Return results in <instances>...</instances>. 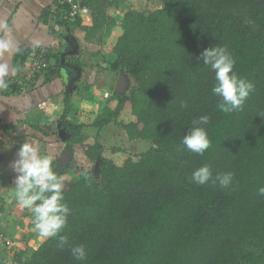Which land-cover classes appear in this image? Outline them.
<instances>
[{"label":"trees","instance_id":"trees-1","mask_svg":"<svg viewBox=\"0 0 264 264\" xmlns=\"http://www.w3.org/2000/svg\"><path fill=\"white\" fill-rule=\"evenodd\" d=\"M64 1L56 0V16L51 7L45 9L41 22L52 21L49 28L57 34L69 30L101 46L92 61L81 53L67 63L123 72L132 85L126 95L112 96L113 108L98 112L76 110L73 97L89 99L106 83L77 81L76 90L65 86L60 96L65 151L93 164V170L81 168L73 175L75 170L53 160L70 208L61 235L72 245H84L86 259L75 260L58 237H50L31 251L22 246L3 264H264V197L258 195L264 186V0H161L162 7L148 13L127 0H78L80 14L71 21L63 19L71 13ZM110 10L118 15L112 18ZM55 24L61 27L55 30ZM213 46L226 47L237 74L254 84L239 111L218 108L215 73L201 58ZM47 49L55 64L32 77L28 71L7 92L21 94L40 87L41 80L46 85L66 77L62 52ZM38 53L27 54L25 65L31 68ZM202 115L210 117L205 127L211 146L198 155L182 139ZM111 125L147 149L107 148L99 135L84 134L87 128L100 134ZM204 165L214 176L233 172L232 185L192 182V173ZM7 245L6 253L14 248Z\"/></svg>","mask_w":264,"mask_h":264},{"label":"crops","instance_id":"crops-1","mask_svg":"<svg viewBox=\"0 0 264 264\" xmlns=\"http://www.w3.org/2000/svg\"><path fill=\"white\" fill-rule=\"evenodd\" d=\"M55 2L56 0H0V42L9 44L7 49L0 48V65H7V72L0 75V83L6 85V87L0 86V264L6 262L3 260H9L16 256L14 252L12 255L6 253V242L9 243L8 247H14L13 251L15 252H17V248L24 247L18 233L19 228L15 227L16 223L21 225L23 222L21 219L24 217L27 219L28 217L34 218L33 212L28 217L24 214L27 210L17 203L15 195L14 181L17 174L10 165L18 158L17 153L20 146L29 139H39L41 148L50 144L55 146L61 140L63 143L60 142L61 145L52 149L61 150L62 153L56 154L58 158L60 155L65 156L63 154L64 141L68 136L63 135L64 139H62L59 136L60 130L52 129L53 116L60 117V122L63 107H61V112L57 113L54 109L49 110V112L42 109L43 92H53L52 96L60 97L61 91L58 93L56 87L52 89L53 83L46 84V86L43 82L41 83V80L42 85L39 83L40 87L36 89L17 95L11 94V90L7 92L10 85L27 77V72L31 68L26 66L25 62L27 54L29 55L31 51L32 56H36L38 50L45 51L48 68L50 65L47 56L48 47L54 52L61 51L63 54L61 57L64 56V60L68 58L65 57L68 53L67 49H70V44L73 41L68 36V30L63 29L62 34L60 31L57 34L48 25L46 26L41 22L43 11L49 7L55 9ZM50 63L51 65L55 64V61L51 60ZM66 64L69 65L62 60L61 67L64 70V75L67 74L64 67ZM56 80L66 86V77ZM43 84L44 87H42ZM73 106L78 110L84 108L85 104L78 96H74ZM66 154L70 156L71 152L67 151ZM46 155L55 160L51 152ZM30 223L33 222L30 221ZM25 226L26 222L20 228L23 229ZM26 236L28 235L26 234Z\"/></svg>","mask_w":264,"mask_h":264},{"label":"clouds","instance_id":"clouds-1","mask_svg":"<svg viewBox=\"0 0 264 264\" xmlns=\"http://www.w3.org/2000/svg\"><path fill=\"white\" fill-rule=\"evenodd\" d=\"M7 42H0V48L7 49ZM203 64L215 73L214 95L220 98L218 108L221 112L232 113L242 109L254 84L240 77L235 69L236 61L226 47L213 46L201 53ZM7 72V65H0V75ZM0 86L6 85L0 83ZM187 109V103H181ZM210 117L202 115L193 120L190 131L184 135L182 144L193 153L203 155L211 146L208 131ZM39 139L24 142L17 153L18 158L11 163L17 174L15 177V195L17 203L34 213V228L46 238L58 237L60 247L67 246L77 261L87 257L84 245H72L66 235H61L67 227L70 208L65 202L64 177L58 175L53 167L52 157L42 154ZM234 180L231 171L217 173L215 176L210 166L204 165L191 175V181L205 185L210 181L218 183L221 188H229ZM258 195L264 197V186L258 189Z\"/></svg>","mask_w":264,"mask_h":264},{"label":"rangeland","instance_id":"rangeland-1","mask_svg":"<svg viewBox=\"0 0 264 264\" xmlns=\"http://www.w3.org/2000/svg\"><path fill=\"white\" fill-rule=\"evenodd\" d=\"M127 1H129V3H131L134 6L133 8H135V10L140 11V12L148 13V12L160 9L162 7L161 0H127ZM110 14H111L112 18L114 16L118 15V13L116 11H113V10H110ZM81 17H84V15L81 14ZM117 20H118V17H117ZM116 33H117V29H114L112 34L107 36V40L109 42L111 40H113ZM68 36L71 37L73 41H72V44H70V49H67L68 53L66 54L67 56H65V57H78L82 53L84 55L85 61L89 62V61H92V59H93V53H95L96 51H99L101 49V46H99L96 41H94L93 43L85 42V40H83L84 38H82L81 36L79 37L77 35H74V37H73V35L71 33L69 35V30H68ZM63 61L67 62L66 59ZM64 67L66 68L65 71L67 73L66 74V86H69L70 89L73 88L74 90H76L77 89L76 82L77 81H85V80L91 84L93 83L96 86L97 85L101 86L104 78H108L109 81L112 82V84H115L116 79L119 78L117 80V84L121 80V83H119V84H120V88L121 89L123 88V91H124V89H126V87L129 91L130 87L132 85V83L130 85H128V82H127L128 77L125 73L118 77V75H115V74H112V76L109 75L108 73H107L108 75L107 74L104 75V73H101L100 69H98V68L93 69V67L92 68L87 67L86 69H82L79 67L72 66V67H74V68H72L71 65H67V64ZM41 83H42V81H41ZM52 83L54 84L52 86V89L54 87H56L55 89L58 93L61 91L60 95L62 93H64L63 91L65 89V86L62 85V83L60 81L55 80ZM52 83H50V84H52ZM102 86H104V85H102ZM42 87H44V86H42ZM61 88L63 91L61 90ZM120 88H119V91L121 90ZM101 89L99 90V89H96V87H95L93 90V95L91 98L89 97V99L84 100L81 97L80 99L85 104V107L82 109H78V110L79 111L87 110L89 112H92V111L98 112V111L103 110L106 106H108L110 104L112 105L110 107L113 108L115 106V101L112 98V96L114 95L113 91L115 89L117 90V88H114V87L111 88V87L104 86L103 89L102 90ZM43 90L45 91V89H43ZM43 95H44V97H43L44 101L42 102V109L43 110H47V112H49V110L54 109L56 111L55 113L61 112L62 106H61L60 97L52 96L53 92L49 93L48 91L43 92ZM56 98H57V100H56ZM107 103H109V104H107ZM78 117H79L78 118L79 121L81 123H83L84 122L83 117L81 115H78ZM59 118L60 117L53 116L54 121H53L52 129H54L56 131V128H57L58 130H60V132L61 131L63 132V135H66V133L63 131V129L60 127L61 125L59 122ZM102 133L99 134L98 130L95 128H87L84 131L85 135L92 137V138L99 135L102 143L107 148H110L112 146H121L123 148H126L131 153H140V152L145 151L148 147V144H145L143 142L130 141L128 139L127 135L125 134V132H122L121 130H119L114 125H111L110 127L107 128L106 131H104ZM60 142H61V144L63 143L61 140H60ZM60 142H58V144H56L55 146L61 145ZM55 146H52V144L47 145L46 147L43 146L40 149L41 153L46 155L47 153L51 152L53 154L52 156H54L55 160L58 161V166L61 168L66 167V168L70 169L71 171L75 170V172H76V170H79L81 168L93 170V164L87 162L86 159L84 158V156L80 155L78 152H76L74 154L71 153L70 156H67L68 155L67 154V155L63 156L62 159H59L61 157V155H60V157L57 159L58 155H56V154L57 153L59 154L61 152V150L57 149V151H55L54 149H52V148H55ZM62 146H64V145H62ZM64 148H63V154H64V152H67L64 150ZM73 175H80V173L76 172V173H73ZM25 210H27V211H25L24 214H26L27 217L30 216L29 214H32L31 210H29L27 208H25ZM21 221H23L22 224L19 225L16 223L15 227L19 228L18 233L21 236L24 247L28 246L30 251L35 249V248H38L46 240V237L40 236L37 233V231L35 230L33 217H28V219L24 217L21 219ZM30 221H32L33 223H30ZM24 222H26V226H25L26 229L25 228L21 229L20 226L22 227ZM26 234L28 236H26ZM21 249L22 248H17L16 249L17 252H15L13 250L11 251L10 249H8L7 253H10L11 255L13 254V252H14V254L15 253L18 254V252H22Z\"/></svg>","mask_w":264,"mask_h":264},{"label":"built area","instance_id":"built-area-1","mask_svg":"<svg viewBox=\"0 0 264 264\" xmlns=\"http://www.w3.org/2000/svg\"><path fill=\"white\" fill-rule=\"evenodd\" d=\"M61 4L64 5H70L71 6V13L68 12L67 15H63V19L66 21H71L72 17L78 16L80 14V8L81 5L78 2V0H66L64 2H61ZM58 7H56L55 9H53V13H55L54 16H56L58 14ZM56 18V17H55ZM52 21H50L49 23V27L52 26ZM61 25H54V29H58L60 28ZM48 68V62L46 59V52L42 51L35 59V61L33 62V65L31 67L30 70V77L34 76L36 72H40L43 69ZM3 237V236H2Z\"/></svg>","mask_w":264,"mask_h":264},{"label":"flooded vegetation","instance_id":"flooded-vegetation-1","mask_svg":"<svg viewBox=\"0 0 264 264\" xmlns=\"http://www.w3.org/2000/svg\"><path fill=\"white\" fill-rule=\"evenodd\" d=\"M107 73H108L109 75L112 76V73L109 72V71H108V72H105L104 75L107 74ZM108 74H107V75H108ZM120 75H121V73L118 75V77H119ZM103 77H104V76H103ZM118 79H119V78L116 79L115 84H112V82H110L109 79L106 78V80H103L102 85H104V84L106 83V84H107L106 87H111V88L114 87V88H117V85H118V84H117V80H118ZM117 92H119V94L126 95V94L129 93L130 91H128V89H127V87H126V89H124V91H123V88H122L120 91H119V90H116V89L113 91L114 94H116ZM64 136H66V135H64ZM66 137H67V136H66ZM62 139H64V138H62ZM68 152H69V151H68ZM66 153H67V152H64V155H67ZM67 156H69V155H67Z\"/></svg>","mask_w":264,"mask_h":264},{"label":"water","instance_id":"water-1","mask_svg":"<svg viewBox=\"0 0 264 264\" xmlns=\"http://www.w3.org/2000/svg\"><path fill=\"white\" fill-rule=\"evenodd\" d=\"M121 74H122V72H121ZM127 82H128V85H130L131 83H132V81L129 79V78H127ZM119 83H121V80L118 82V85H117V90H119V88H120V84ZM121 89V88H120ZM60 134H59V136L60 137H62V138H64V136H63V132L61 131V132H59ZM62 157L63 156H61L59 159H62Z\"/></svg>","mask_w":264,"mask_h":264}]
</instances>
